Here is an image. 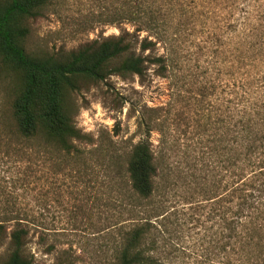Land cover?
<instances>
[{
    "label": "rangeland",
    "instance_id": "374dc122",
    "mask_svg": "<svg viewBox=\"0 0 264 264\" xmlns=\"http://www.w3.org/2000/svg\"><path fill=\"white\" fill-rule=\"evenodd\" d=\"M116 1L52 0L32 21L27 50L71 51L125 29L134 32L130 24L96 22ZM215 27L200 25L183 37L173 55L179 65L168 78L153 68L144 82L111 76L74 92V121L85 135L76 143L78 154L28 162L24 144L0 146V204L16 203L28 212L26 253L33 264H112L121 229L146 210L163 264H220L206 258L216 232L214 204L207 198L217 192L212 140L233 80L231 55L224 61L226 55L215 53ZM157 52L170 48L158 45ZM16 86L12 72L0 69V132L10 125ZM143 141L151 144L160 177L153 198L139 207L126 169L132 149ZM6 250L7 244L0 264Z\"/></svg>",
    "mask_w": 264,
    "mask_h": 264
},
{
    "label": "trees",
    "instance_id": "16d2710c",
    "mask_svg": "<svg viewBox=\"0 0 264 264\" xmlns=\"http://www.w3.org/2000/svg\"><path fill=\"white\" fill-rule=\"evenodd\" d=\"M51 2L0 0V69L17 79L11 122L0 132V146L24 144L28 162L78 154L76 143L85 135L74 121V92L111 76L144 82L153 68L154 74L168 78L179 65V56L173 55L183 37L212 23L218 31L215 53L226 55L224 61L231 55L233 83L212 140L217 192L207 201L214 204L210 215L216 232L206 258L216 257L220 264H264V0H117L115 9L98 14L96 22L130 24L134 32L125 29L71 51L29 52L31 23ZM158 45L170 53L159 55ZM126 171L142 207L153 198L160 177L148 141L134 146ZM148 212L141 211L143 217L121 229L112 264H163L157 255L159 238L144 215ZM27 216L16 203L0 204V249L7 244L1 264H33L26 253L31 231Z\"/></svg>",
    "mask_w": 264,
    "mask_h": 264
}]
</instances>
